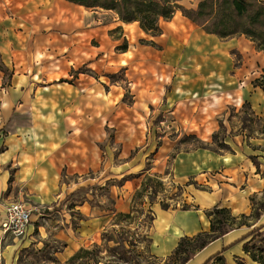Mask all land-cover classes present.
Instances as JSON below:
<instances>
[{
  "label": "crops",
  "instance_id": "0c3cea01",
  "mask_svg": "<svg viewBox=\"0 0 264 264\" xmlns=\"http://www.w3.org/2000/svg\"><path fill=\"white\" fill-rule=\"evenodd\" d=\"M108 12L113 11L67 0H0V264H26L21 253L43 243L37 230L45 226L38 219L48 221V211L54 208L59 213L83 186L63 179L64 170L70 173V162L74 165L77 159L68 146L76 130L94 128L97 117L86 123L83 115L100 113L104 105L98 104L99 95L109 98L112 91L83 73L73 83L50 80V75H69L79 64L93 65L104 45H115L112 34L125 22ZM163 21L167 25L161 36H167L160 70L171 77L168 96L175 111L191 99L210 98L223 107L228 98L238 106L246 103L253 115L264 118V90L253 84L264 70V52L254 41L245 35L221 38L181 11ZM112 107L108 100L102 113ZM232 137L224 140L228 150L202 146L173 157L172 178L185 187L187 206L155 207L150 234L155 258L171 257L185 237L210 232L214 216L209 213L227 208L237 219L245 215L247 222L209 241L184 264H205L215 255L226 264H260L245 251V244L264 224V133ZM14 201L35 210L23 237L5 234L1 227L5 208ZM72 203L84 216L78 232L67 225L55 235L65 242L59 252L62 263L83 246L101 241L114 222L113 215L89 203Z\"/></svg>",
  "mask_w": 264,
  "mask_h": 264
},
{
  "label": "rangeland",
  "instance_id": "374dc122",
  "mask_svg": "<svg viewBox=\"0 0 264 264\" xmlns=\"http://www.w3.org/2000/svg\"><path fill=\"white\" fill-rule=\"evenodd\" d=\"M196 3L184 0L182 5L190 8ZM163 20H160L161 30L167 25ZM161 34L146 32L139 22L125 23L112 34L115 45H104L101 48L104 52L99 53L95 64H79L72 67L69 75L62 71L50 75V80L59 78L73 83L83 73L85 79L98 82L112 93L109 98L99 95L98 104L104 108L96 115L84 114L82 118L92 123L93 117H97L96 125L89 130H76L68 146L77 159L74 165L70 162V173L64 170L63 179L83 186L77 188L65 206H60L59 213L54 208L48 211V221L38 219L45 226L41 232L37 230L43 243L23 251L21 262L184 264L193 254L195 248L191 245L186 253H177L165 260L155 258L150 251L155 207L158 204L187 206L185 187L172 178L173 157L177 152L202 146L228 150L231 147L224 140L235 134L245 132L248 138L261 136L264 118L253 115L246 103L238 106V101L228 98L223 107L216 106L210 98L191 99L175 111V103L168 96L171 77L160 70L163 40L167 36ZM260 73L259 78L263 79L264 70ZM108 100L113 107L102 113ZM75 201L89 203L101 213H110L114 222L101 234V241L83 246L92 252L88 258L62 263L59 252L65 242L55 235L67 225L78 232V223L84 215L74 207ZM241 221L247 222V219Z\"/></svg>",
  "mask_w": 264,
  "mask_h": 264
},
{
  "label": "trees",
  "instance_id": "16d2710c",
  "mask_svg": "<svg viewBox=\"0 0 264 264\" xmlns=\"http://www.w3.org/2000/svg\"><path fill=\"white\" fill-rule=\"evenodd\" d=\"M93 9H105L114 11L119 19L125 23L139 22L141 28L148 33L159 35L162 33L160 20H170L177 11L202 27L205 31L218 35L221 38H229L245 35L253 40L259 50L264 52V0H192L197 1L196 6L185 7L184 0H67ZM264 79V77H263ZM263 79L253 80L255 86L264 90ZM214 216L211 231L200 233L197 236L181 239L175 252L186 253L189 245L195 248L193 254L207 245L218 236L228 232L237 225L245 224L241 219L232 216L227 208H215L209 213ZM250 240L245 244V251L251 257L264 264V224L255 228L250 234ZM204 237V240H200ZM191 251V250H190ZM92 252L82 247L73 257L88 258ZM192 254V255H193ZM191 255V256H192ZM94 256V255H92ZM189 256L187 259H189ZM217 261L226 264L223 257L215 255L205 264ZM238 264H244L242 261Z\"/></svg>",
  "mask_w": 264,
  "mask_h": 264
},
{
  "label": "built area",
  "instance_id": "2783aa9c",
  "mask_svg": "<svg viewBox=\"0 0 264 264\" xmlns=\"http://www.w3.org/2000/svg\"><path fill=\"white\" fill-rule=\"evenodd\" d=\"M34 212L35 210L25 202H11L5 208L4 218L1 223L4 233L12 234L14 237L25 236L32 222Z\"/></svg>",
  "mask_w": 264,
  "mask_h": 264
}]
</instances>
